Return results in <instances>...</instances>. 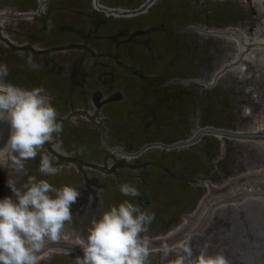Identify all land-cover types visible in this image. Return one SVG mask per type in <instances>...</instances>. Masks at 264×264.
I'll return each mask as SVG.
<instances>
[{
    "label": "rangeland",
    "instance_id": "obj_1",
    "mask_svg": "<svg viewBox=\"0 0 264 264\" xmlns=\"http://www.w3.org/2000/svg\"><path fill=\"white\" fill-rule=\"evenodd\" d=\"M0 7L7 10L0 21L9 19L0 22L6 82L43 86L54 97L63 124L54 142L93 174L42 176L39 156L26 163L29 175L80 192L65 238H86L93 218L127 199L155 213L146 233L156 246L152 264H160L156 249L186 234L194 251L209 242L230 264H264V143L249 132L264 125V95L247 93L255 79H240V71L249 75L246 63L264 79V0H0ZM248 13L258 34L246 28ZM188 25L201 33L193 42L177 31ZM190 51L205 56L192 61L208 60L191 75ZM2 175L0 199L13 195ZM14 179L19 186L27 177ZM122 183L141 195L123 196ZM52 247L41 264H77L73 254L83 255L74 241Z\"/></svg>",
    "mask_w": 264,
    "mask_h": 264
},
{
    "label": "clouds",
    "instance_id": "obj_2",
    "mask_svg": "<svg viewBox=\"0 0 264 264\" xmlns=\"http://www.w3.org/2000/svg\"><path fill=\"white\" fill-rule=\"evenodd\" d=\"M8 75V66L0 63V124L9 129L0 167L27 179L18 186L9 176L7 186L13 195L0 199V264H41L49 258L43 255L49 244L65 238L66 225L73 220L71 206L80 192L73 185L57 187L28 174L26 163L37 156L42 176L62 171L45 145L59 136L63 124L54 97L43 86L23 88L6 82ZM119 191L125 197L141 195L130 183H122ZM155 218L154 212L127 199L110 205L92 219L86 238L75 239L83 253L77 264H152L154 249L146 233ZM191 241L186 234L173 244L163 243L155 250L160 264H230L223 251L209 252V242L194 251Z\"/></svg>",
    "mask_w": 264,
    "mask_h": 264
},
{
    "label": "bare ground",
    "instance_id": "obj_3",
    "mask_svg": "<svg viewBox=\"0 0 264 264\" xmlns=\"http://www.w3.org/2000/svg\"><path fill=\"white\" fill-rule=\"evenodd\" d=\"M33 3H34V1H33ZM2 6V5H1ZM6 7V6H5ZM1 8V7H0ZM7 12V10H3V11H0V19H1V16L3 15V14H5ZM244 16L247 18L246 20L248 21V25H247V27L246 28H249V29H251L252 31H254L255 32V34H258V31L255 29L256 27H255V23H254V21H253V18H252V16H251V14L250 13H248V14H244ZM26 19V18H25ZM28 19V18H27ZM9 19H2L0 22H2V25L3 24H5L7 21H8ZM23 20V19H22ZM256 20V19H255ZM29 21V20H28ZM27 21V22H28ZM48 21V20H47ZM51 22V21H50ZM44 24V23H43ZM47 24V23H46ZM55 25V24H54ZM46 26V25H45ZM193 26H196V25H191V26H189L188 25V27H186V28H177V31H178V34H179V36H180V38L184 41V40H189V41H192L193 42V38H195V36L196 35H201V33H199V32H197L195 29H194V27ZM38 27V26H37ZM42 27V26H41ZM53 27V26H52ZM184 27V26H183ZM59 30V29H58ZM45 32V31H44ZM43 32V33H44ZM51 33V32H50ZM54 34V33H53ZM3 35V34H2ZM0 37H1V35H0ZM209 37V36H208ZM41 38V37H40ZM46 38V37H45ZM210 38V37H209ZM52 40V39H51ZM219 40V39H218ZM219 42V41H218ZM6 43V42H5ZM19 44V43H18ZM21 44V43H20ZM201 44V43H200ZM11 45V44H10ZM12 46V45H11ZM25 47V46H24ZM20 50V49H19ZM19 53V52H18ZM21 53V52H20ZM59 53V52H58ZM168 57L167 58H169L168 59V65H170V66H172V65H174V59H171L173 56H175V54H174V50H169L168 52ZM190 54H189V56L191 55V60H190V65H188V68L190 69V72L188 71L187 73L189 74V75H191V74H196L197 73V71H195L199 66H201V65H205V64H207V62H208V60L206 59V60H198V61H192V58L194 57V56H196V57H199V59L200 58H204L205 56H203L202 54L203 53H199V52H196V51H190L189 52ZM226 55V54H225ZM224 55V56H225ZM209 56H211V54H209ZM207 61V62H206ZM217 63V62H216ZM173 67V66H172ZM245 69H246V73H248L249 75H247V76H245L244 75V72L243 71H240V72H242L243 73V75H242V77L240 78V79H243V78H251V80L252 79H255L256 80V82H257V88L255 87H252V88H249L248 90H247V93H251V90H254V91H256L257 92V94L259 95V97H262L263 95H264V79L261 77V76H259V75H256V68H255V66H253L252 64H250V63H246V67H245ZM192 70V71H191ZM249 70V71H248ZM229 73V72H228ZM232 79V78H231ZM237 79H238V77H237ZM246 80V79H245ZM254 81V80H253ZM240 83V82H239ZM253 84V83H252ZM237 85V84H236ZM240 85V84H239ZM242 86V85H241ZM239 88V87H238ZM237 89V88H236ZM240 89V88H239ZM258 89V90H257ZM242 91V90H241ZM232 92V91H231ZM241 96V95H240ZM237 97V96H236ZM251 98V100H250V103H251V105L252 106H254V105H256V104H258V102H256V101H254V98H252V97H250ZM235 100V99H234ZM238 103V102H237ZM238 106V105H237ZM258 111V110H257ZM253 113H254V111H253ZM69 114V113H68ZM245 114V113H244ZM64 115V114H63ZM239 116V115H238ZM242 117L243 118H247V115L245 114V115H243L242 114ZM249 118V117H248ZM238 119V118H237ZM250 119V118H249ZM72 120V119H71ZM86 120V119H85ZM68 121V120H67ZM73 121H74V119H73ZM250 121V120H249ZM240 122V121H239ZM86 123H87V121H86ZM72 124V123H71ZM72 125H74V124H72ZM241 125V124H240ZM8 132H9V129H8V126H6V124H0V152H3V154L5 155L4 157L6 158V146H5V143H6V140H7V136H8ZM249 132H252L253 133V135H255V137L254 138H256L255 139V141H258V143H264V125L263 124H259V122L257 123V126H255V127H253V129H249ZM210 138H212V137H210ZM209 139V138H208ZM252 139V138H251ZM215 140V139H214ZM251 141H253L254 142V140L252 139ZM250 141V142H251ZM73 144H75V143H73ZM254 144V143H253ZM258 145H260V144H258ZM238 146H240L239 144H238ZM235 150V149H234ZM45 151L47 152V153H49L53 158H54V164L55 165H58L59 167H61L62 168V170L63 171H66L67 172V174H66V178H76V177H88V176H92L93 174H91V175H89V174H87L88 172H89V168L88 167H86V166H82L78 161H74L73 159H70V158H64V157H62L64 154L60 151V149H59V144H56L54 141L53 142H51V143H49V144H46L45 145ZM75 151V150H74ZM235 152H236V150H235ZM70 155V154H69ZM66 156H68V155H66V153H65V157ZM71 156V155H70ZM77 156V155H76ZM0 159H4V158H0ZM38 159V158H37ZM213 162V161H212ZM216 162V161H215ZM235 164V163H234ZM8 170H10L9 168L8 169H6V168H2V167H0V172L1 173H3V175H2V177L3 178H9V176H12L13 178H19V174H13V173H9V172H7ZM75 170V171H74ZM212 172V171H211ZM246 173H248V171L246 172ZM264 174V173H263ZM91 178V177H90ZM260 181V180H259ZM233 183H236V184H238V180H236L235 182H233ZM257 183V182H256ZM259 184V183H258ZM262 184V183H261ZM181 186H182V188H184L185 187V184H181ZM226 186H228V185H226ZM230 187V186H229ZM263 187V186H262ZM182 188H178L177 187V189H182ZM222 189H224V186L223 187H221ZM220 187H219V189H221ZM92 189V188H91ZM218 189V190H219ZM263 189V188H262ZM244 194H247L246 192L244 193ZM209 195V194H208ZM207 195V196H208ZM77 202L76 203H74L72 206H71V210L72 211H74V210H76L75 208L77 207L78 209H79V207L80 206H77ZM202 207V205L200 204V207L199 208H201ZM77 209V210H78ZM184 217H186V216H184ZM187 218L188 217H186L185 218V220H187ZM182 220H183V218H182ZM188 226V223L184 226V227H187ZM182 229V228H181ZM171 238H173L171 235H170V238L169 239H171ZM164 240V239H163ZM162 240V241H163ZM71 241H75V239H71V236L70 237H67V238H64V239H61L60 241H58V242H52L51 243V245L50 246H48L47 248H46V250L47 249H49V248H53L52 246H55V245H67V244H69ZM161 241V242H162ZM153 247H156L155 245H152ZM46 253V252H45ZM43 255H46V254H44L43 253ZM82 257V256H81ZM73 258L76 260V263H77V257H76V255L75 254H73Z\"/></svg>",
    "mask_w": 264,
    "mask_h": 264
},
{
    "label": "water",
    "instance_id": "obj_4",
    "mask_svg": "<svg viewBox=\"0 0 264 264\" xmlns=\"http://www.w3.org/2000/svg\"><path fill=\"white\" fill-rule=\"evenodd\" d=\"M7 126V125H6Z\"/></svg>",
    "mask_w": 264,
    "mask_h": 264
}]
</instances>
